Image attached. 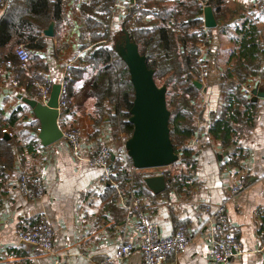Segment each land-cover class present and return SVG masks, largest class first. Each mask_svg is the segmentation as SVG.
Here are the masks:
<instances>
[{"label": "crops", "instance_id": "1", "mask_svg": "<svg viewBox=\"0 0 264 264\" xmlns=\"http://www.w3.org/2000/svg\"><path fill=\"white\" fill-rule=\"evenodd\" d=\"M85 1L88 0L67 1L62 21L55 23V36H43V50H30L32 59L28 71L19 68L27 77H19V71L5 66L0 71V111L7 121L18 119L8 130L19 135L15 137L17 143L10 166H0V264H101L127 243L134 245L135 252L121 264H144L141 239L134 232L135 215L125 209L118 192L117 199L107 189L108 183L100 182L101 168L77 160L64 140L45 147L37 135L33 152L28 150L23 139L25 132L40 126L33 112L26 110L24 102V99L36 100L30 78L50 79L54 85L59 84L65 66L76 68L85 54L81 49L79 15V5ZM128 1L122 0L125 4ZM221 1L219 21L215 17L218 26L209 30L207 44L200 45L205 75L199 81L205 91H200L194 117V125L199 130L184 144L193 151L195 168L177 165V171H171L173 166L145 170L146 178L163 175L165 188L155 193L144 178L145 185L140 190L142 197L139 199L146 214L159 225L163 236L173 235L179 225L188 229L189 245L171 255L166 264H214L209 257L207 224L210 214L203 210L204 206L211 205L214 210L221 204H225L232 230L243 251L229 264H264V81L252 78L242 87L257 109L253 127L238 146L226 148L220 140L207 134L211 114L220 115L225 103L221 76L229 66L236 29L247 20L254 21L262 32L264 45V0ZM2 15L0 11V19ZM126 15V10H114L112 33L116 26H123ZM41 64L45 65L44 70ZM89 80L90 75L86 74L83 81L74 84L70 109L60 119V124L81 131L82 156L90 157L100 147H107L115 156L112 165L117 162L132 175L124 142L127 135L115 131L109 118L95 125ZM194 137L199 139V144H194ZM166 172L182 173L190 179L179 178L177 186L171 187ZM23 175L42 180L45 186L42 199L31 200L21 193L18 182ZM240 176L246 178L245 189L229 198V189ZM116 184L128 189V185ZM39 221H46L55 231L50 254L39 248H27L19 242V235Z\"/></svg>", "mask_w": 264, "mask_h": 264}, {"label": "trees", "instance_id": "2", "mask_svg": "<svg viewBox=\"0 0 264 264\" xmlns=\"http://www.w3.org/2000/svg\"><path fill=\"white\" fill-rule=\"evenodd\" d=\"M67 1L0 0V11H3L0 19V70L10 62L14 67L12 69L20 72L19 77H27L18 67L15 49L24 45L29 52L43 50V31L52 22L62 21ZM133 2L129 0L126 4L127 15L120 29L128 32L138 45L147 66L155 73L156 83L162 82L167 88V106L171 113L170 137L179 157L172 166L186 165L194 169L193 151L184 144L199 130L194 125V117L200 90L194 86V81L205 75L200 45L207 44L209 30L205 28L204 8L210 6L219 21L222 1L135 0L138 7H129ZM114 10V0L80 3V40L85 54L78 60L77 67L70 69L67 87L71 94L74 84L83 81L85 75L89 74L88 92L94 100L95 125L99 126L105 118H109V124L115 131L130 138L134 131L130 112L135 95L126 63L114 49L115 34L111 31ZM261 34L256 23L247 20L236 29L232 38L235 47L229 66L221 76L225 103L220 115L211 114L207 131L209 136L220 140L226 148L238 146L255 123L256 105L245 95L242 87L252 78L258 77L264 81ZM40 67L45 69L44 64ZM28 86L31 87V83ZM26 110L32 114L28 105ZM17 120H5L0 111V166H10L17 143L15 137L6 139L2 130L13 127ZM34 131L32 129L23 134L28 150L33 152L38 141ZM111 168L115 174L107 184L109 192L118 199L112 183L119 182L120 186L132 184L136 196L142 197L140 190L145 185V170H137V175H130L128 169L121 168L117 162ZM166 176L171 179V187L177 186L179 178L190 179L182 173L173 175L166 172Z\"/></svg>", "mask_w": 264, "mask_h": 264}, {"label": "built area", "instance_id": "3", "mask_svg": "<svg viewBox=\"0 0 264 264\" xmlns=\"http://www.w3.org/2000/svg\"><path fill=\"white\" fill-rule=\"evenodd\" d=\"M114 3L116 10L128 9L122 0H114ZM129 7H138V4L134 0ZM15 54L19 61L18 67L28 71V63L31 58L30 52L24 45H19L15 50ZM5 67L9 70L14 68L10 62L6 63ZM70 76V66H65L63 79L59 82L61 89L57 108L59 112L58 124L63 135L62 140L70 146L77 160L85 161L91 167L101 168L100 182L107 184L114 176V171L111 168L112 151L107 147H100L90 157L82 156L81 131L76 127L68 128L60 124V119L68 113L72 103L67 87V80ZM30 81L35 89L36 100L39 103L46 104L50 98L54 82L50 79L38 80L36 78H30ZM32 129L35 130L37 135L41 130L40 126H33ZM2 133L9 137H19L17 133L10 132L8 129H3ZM194 139V144L200 143L198 138L194 137ZM131 170L132 175L137 173L134 167ZM113 184L117 187L118 195L122 198L125 209L135 215L134 232L141 239L140 250L143 254L144 264H166L171 255L177 254L189 245L190 239L186 226L179 225L173 235L168 237L163 236L159 225L151 221L147 216L141 200L133 190V185L129 184L128 189H125L119 188L114 182ZM245 185L246 178L240 176L236 184L229 189V198L238 196L245 189ZM18 189L31 200L42 199L45 194V186L39 177L31 178L28 175H23L18 182ZM210 206H204L203 210L210 214L207 224L208 242L210 244L209 257L214 264H229L234 258L243 254L242 247L238 237L232 230L225 204L217 205L214 210ZM54 239L55 231L46 221H39L28 226L19 235L20 243L33 245L45 254H50L53 251ZM134 252L135 247L132 243L123 244L115 256L106 258L101 264H121L129 260Z\"/></svg>", "mask_w": 264, "mask_h": 264}, {"label": "water", "instance_id": "4", "mask_svg": "<svg viewBox=\"0 0 264 264\" xmlns=\"http://www.w3.org/2000/svg\"><path fill=\"white\" fill-rule=\"evenodd\" d=\"M205 28L212 30L217 28L213 10L210 6L204 8ZM125 34V45L119 51H115L124 60L130 73L131 82L134 88V103L131 109L130 122L134 126L132 136L127 140L125 149L136 170H149L166 168L177 163L178 155L175 153L170 137L171 113L167 106V88L159 86L154 78V71L147 66L145 56L141 55L138 45L132 41L128 32ZM43 36L53 38L55 36V23L43 31ZM119 42V41H118ZM194 86L203 90V84L196 80ZM60 85L55 84L51 91L50 98L46 104L37 100L24 99L34 117L39 121L40 132L38 139L43 146L47 147L62 140V131L59 128L58 99ZM10 139L9 136L5 137ZM115 156H112V163ZM146 184L155 193H159L165 187L164 176L146 178ZM27 248H36L33 245L24 243Z\"/></svg>", "mask_w": 264, "mask_h": 264}, {"label": "rangeland", "instance_id": "5", "mask_svg": "<svg viewBox=\"0 0 264 264\" xmlns=\"http://www.w3.org/2000/svg\"><path fill=\"white\" fill-rule=\"evenodd\" d=\"M113 33L115 34L114 47L116 46V48H118V50L120 51L125 45L124 44L125 43V40H124L125 39V34L123 32V29H120V27H118V26L115 27ZM158 85L162 87L163 83L162 82H158ZM124 140H125L124 142H125V145H126V142H127L128 138L127 139L124 138ZM177 170H179V168H177L176 166H173L172 169H171V171H177Z\"/></svg>", "mask_w": 264, "mask_h": 264}]
</instances>
